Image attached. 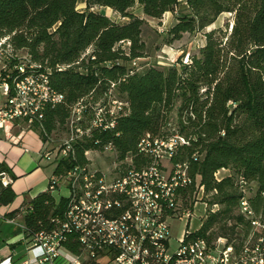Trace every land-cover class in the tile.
<instances>
[{"label":"trees","instance_id":"obj_1","mask_svg":"<svg viewBox=\"0 0 264 264\" xmlns=\"http://www.w3.org/2000/svg\"><path fill=\"white\" fill-rule=\"evenodd\" d=\"M85 2L79 9V0H0V37H7L13 51L26 52L49 69L51 85L63 94L61 101L45 106L42 123L32 126L44 143H58L66 135L71 106L79 99L93 105L112 90L126 102L113 127L93 128L74 141V154L58 162L53 173L87 161L85 150H103L109 143L118 159L131 156L139 165L142 136L166 137L174 125L189 142L178 147L172 161L188 162L191 174L213 191L210 202L220 204L200 234L215 224L217 231L226 232L229 218H242L236 212L241 175L255 186L251 202L264 213V0ZM137 4L145 17L134 13ZM96 6H109L126 20ZM175 10L166 42L202 31L198 51L166 67L132 68L133 60L147 55L143 32L148 19ZM225 12L232 19L207 30ZM223 167L229 173L216 180L215 172ZM2 171L10 180L4 184L0 175V206L16 197L12 180L17 176L4 160ZM67 200L46 189L8 215L23 213L30 238L56 228L53 218L62 216ZM65 244L77 250L76 242Z\"/></svg>","mask_w":264,"mask_h":264},{"label":"built area","instance_id":"obj_2","mask_svg":"<svg viewBox=\"0 0 264 264\" xmlns=\"http://www.w3.org/2000/svg\"><path fill=\"white\" fill-rule=\"evenodd\" d=\"M62 98L63 94L50 83L49 69L26 52L13 51L7 37H0V129L19 143L22 132L14 135L11 132L14 124L24 122L28 127L41 124L45 106ZM125 104L112 90L93 105L85 98L79 99L71 106L68 132L58 143L45 142L41 158L60 162L74 154V141L90 135L93 128L113 127ZM188 142L173 125L166 137L149 132L142 136L137 152L142 158L139 165L131 156L118 159L109 143L103 150H85L87 161L73 162L65 171L52 173L48 189L57 199L68 200L62 216L53 218L55 229L40 231L29 238L31 246L39 249V262L264 264V213L253 206L251 196L255 186L243 175L237 179L240 194L236 207L242 218H229L226 232L217 231L215 224L204 234L199 233L220 204L210 202L213 191H207L199 177L191 174L188 162L172 161L178 147ZM91 152L105 154L109 163L93 165ZM228 173L229 169L223 167L215 172V178L221 180ZM0 175L4 184L10 180L5 171ZM64 188L68 189L67 194L63 193ZM200 205L203 210L200 225L191 229L189 220L186 221L173 248L172 220L190 219ZM68 241L76 242V251L64 248Z\"/></svg>","mask_w":264,"mask_h":264},{"label":"crops","instance_id":"obj_3","mask_svg":"<svg viewBox=\"0 0 264 264\" xmlns=\"http://www.w3.org/2000/svg\"><path fill=\"white\" fill-rule=\"evenodd\" d=\"M84 3L86 6V2ZM135 7L139 9V13H134L145 17L142 7L139 4ZM94 9L105 12L117 20L125 21L124 17L109 6H96ZM168 13L170 11L165 15ZM32 128V126H26L24 122L14 124L11 132L14 135L22 132L19 143L14 142L5 131L2 132L5 136L0 133V160L6 161L17 176L12 180V187L16 192L15 199L7 205L0 206V214L4 215L0 219V264H46L38 260L39 249L31 246L23 221V213H17L15 216L8 215L25 205L37 193L48 189L49 177L58 164V162H52L54 166L51 171L46 170L41 164L40 151L44 141ZM54 195L57 197L55 193ZM64 248L69 249L66 244Z\"/></svg>","mask_w":264,"mask_h":264},{"label":"rangeland","instance_id":"obj_4","mask_svg":"<svg viewBox=\"0 0 264 264\" xmlns=\"http://www.w3.org/2000/svg\"><path fill=\"white\" fill-rule=\"evenodd\" d=\"M84 2V0H79L77 7L79 9H84ZM178 8V10L181 11L184 6L180 7L179 5ZM102 9L104 10V8ZM133 11L139 13V9L137 7H134ZM176 17L177 13L174 11H170V13L164 15V17L161 19H148V23L145 24L143 32V39L146 42L147 55L133 60L131 62L132 68L142 70L150 65L166 67L168 65L177 63L180 58L186 60L189 55L198 51L199 46L204 42V34L202 31L196 33L186 32L181 39L175 40L172 43L166 42L167 31L176 21ZM228 19H232V14L230 12L223 13L214 24L207 27V30L217 25H223ZM2 132H4V130L0 129V133L5 136V133ZM89 157L92 164L96 166L104 165V161L109 163V160L103 153L91 152L89 154ZM52 160L53 158L51 159L43 157L41 158V164L45 167L46 170L51 171L54 166ZM63 193L67 194L68 189L64 188ZM202 217L203 210L202 206L200 205L196 209V214L190 219L184 217L181 221L172 220V232L174 237L172 238L173 248L177 246L176 238L182 234V230L186 226V221L189 220V228L195 229L200 225L203 219Z\"/></svg>","mask_w":264,"mask_h":264}]
</instances>
